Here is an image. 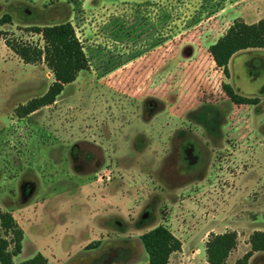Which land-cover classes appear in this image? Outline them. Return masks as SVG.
<instances>
[{"label":"rangeland","instance_id":"rangeland-1","mask_svg":"<svg viewBox=\"0 0 264 264\" xmlns=\"http://www.w3.org/2000/svg\"><path fill=\"white\" fill-rule=\"evenodd\" d=\"M4 15L0 213L23 231L14 264H144L140 236L156 226L181 242L168 264H206L209 234L238 230L242 244L264 227V49L233 55L228 77L208 52L234 21L263 19L264 0H0ZM66 22L88 70L19 117L54 78L4 40L42 48L31 28ZM223 84L257 103L233 104ZM186 142L196 166L177 160Z\"/></svg>","mask_w":264,"mask_h":264},{"label":"trees","instance_id":"trees-1","mask_svg":"<svg viewBox=\"0 0 264 264\" xmlns=\"http://www.w3.org/2000/svg\"><path fill=\"white\" fill-rule=\"evenodd\" d=\"M9 15L0 18V27L10 24ZM31 32L40 35L43 47L4 40L5 45L25 64L43 62L52 73L54 81L44 95L31 100L17 109L19 117L27 116L38 109L52 105L63 92L65 86L75 82L80 72L88 70V60L83 47L69 22L31 28ZM249 49H264V18L254 24L236 20L215 43L208 48L214 64L225 77L229 76L228 65L233 55ZM222 89L233 104L251 105L256 100L237 94L229 84ZM23 231L12 215L0 213V264H14L13 258L22 251ZM140 242L147 254L144 264H168L172 254L181 250V242L165 227L156 226L140 236ZM250 251L235 264H247L254 253H264V232H253L249 237ZM237 246V233L209 234L205 244L207 264H226L230 253ZM90 249V247H89ZM46 259L37 254L21 264H46Z\"/></svg>","mask_w":264,"mask_h":264},{"label":"crops","instance_id":"crops-1","mask_svg":"<svg viewBox=\"0 0 264 264\" xmlns=\"http://www.w3.org/2000/svg\"><path fill=\"white\" fill-rule=\"evenodd\" d=\"M257 224V222L255 221V222H250V225H256ZM229 231H234V230H229ZM256 231H259V232H264V227H252V230H250L249 232H246V233H244V232H242V235H244L243 236V238L242 239H245V237H246V242H244V243H240V241H241V232H239L238 230L236 231V233H237V246H236V248L230 253V255L228 256V258H227V260L231 257V255L233 254V253H237L238 254V257H237V259L239 260V259H241L247 252H249L250 251V244H249V236L253 233V232H256ZM226 231H224V232H220L219 234H222V233H225ZM214 233V232H213ZM215 234H218V233H215ZM244 244V245H243ZM259 255V256H258ZM261 255V256H260ZM264 257V253H261V252H257V253H254L253 255H252V257L249 259V261H248V263L247 264H256V261H257V259L259 258V257ZM202 259L203 260H205V263L207 264V262H206V257H205V251L204 250H202ZM47 261V260H46ZM227 262V261H226ZM47 263V262H46Z\"/></svg>","mask_w":264,"mask_h":264},{"label":"flooded vegetation","instance_id":"flooded-vegetation-1","mask_svg":"<svg viewBox=\"0 0 264 264\" xmlns=\"http://www.w3.org/2000/svg\"><path fill=\"white\" fill-rule=\"evenodd\" d=\"M215 114L217 115L216 112ZM210 117L211 115L208 116V119ZM204 126L206 125L204 124ZM184 137L185 136L183 133L177 134V140H183ZM178 151L180 153L177 159L179 163L186 164L187 166H196L202 162L203 157L201 156V153L195 148L193 144L189 142L180 144Z\"/></svg>","mask_w":264,"mask_h":264}]
</instances>
